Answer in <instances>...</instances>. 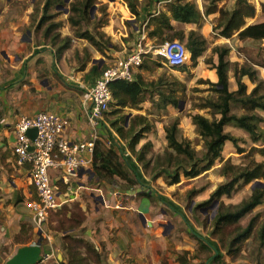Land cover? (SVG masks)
<instances>
[{"label":"crops","instance_id":"crops-1","mask_svg":"<svg viewBox=\"0 0 264 264\" xmlns=\"http://www.w3.org/2000/svg\"><path fill=\"white\" fill-rule=\"evenodd\" d=\"M194 1L202 12H205L210 2L209 0ZM262 1L254 2L257 12L254 17L247 18L248 24L264 21ZM161 6L163 10H167V4ZM126 8L128 7L126 6ZM146 9L148 13H151L148 7ZM160 9V6L158 10L153 9L152 15ZM14 16V20L9 21L8 25H3L4 16L0 14V264L10 258L20 246L35 241L41 243L43 247V258L37 264H70L69 255L63 243L65 232L60 231L57 224H47L48 221L45 222L43 230L36 226L33 211L28 206V202L38 196L36 188L31 182L29 165L20 166L16 162L13 150L14 127L23 115L53 111L68 119L69 124L65 135L72 142L90 141L94 134L103 138L108 127L111 128V126L103 121L95 124L90 118L89 108L92 102L87 97V90L95 81V77L87 78L86 74L94 64H98L101 68L102 65H105V61L104 59L102 62H100L101 59L93 60L96 57H92L93 62L90 66L82 68L80 74H74L66 64L67 54H57V50L55 51V48L49 44L35 42V37L29 30L24 32V26L29 23L28 12ZM207 16L213 17L211 19L214 24L219 12L204 16L208 20ZM149 19L150 15L146 21ZM171 22L175 28L189 27L190 30L196 29L204 36L210 29L217 36L224 38V43L232 37L219 35L214 31L213 25L207 21L198 23L200 30L195 26L197 23H183L175 19H172ZM235 34L237 35V33ZM86 39L77 35L73 40L87 45L88 39ZM117 50L116 48L112 49L113 52ZM230 54L231 51L229 59H231ZM214 61H217V56ZM245 62H247L246 58ZM250 63L257 69L258 76L264 80V65ZM213 69L215 75L213 81H217V72L215 68ZM137 73H142L144 76V71L141 68L137 70ZM231 79L229 70L230 90H236L237 82L234 84ZM243 80L248 84L250 91L255 84L248 76H245ZM238 104L242 112L236 114H241L245 110L241 103ZM146 105L147 103L142 102L138 107L129 105L123 107L122 110L127 109L125 112L126 115L128 114L126 116L127 124L129 116L145 115L143 109H146ZM143 106L145 107L142 108ZM231 109L235 113L233 103H231ZM258 111L264 115V111ZM229 127H236L239 129V134L244 136L246 135L244 133H248L245 129L234 124H227L226 131L231 132ZM113 128H111L112 137L118 142L121 153L126 156V165L132 172L131 176L138 180L144 193H140V191L136 194H125L120 192L122 187L119 185L117 188L114 185L98 182L99 179L95 177L92 168L93 153L89 152H85V157L90 161L75 173H68L62 167H54L50 170L53 182L59 186L61 198L68 195L67 189L70 187V182L77 184L75 194L71 195L69 201H78L86 211V218L74 231V234L89 241L98 254V258L90 257L88 263L181 264L179 256L183 254H185L186 264L237 263L213 234L215 229L211 228L214 230L209 232L211 224H206L205 227V224H173L171 221L172 224H165L161 222L155 213L154 198L158 197V193L152 185L147 184L148 176L143 170L141 159L132 153L133 150L129 148L128 143L121 139ZM153 131V127L152 129L148 127L142 137L145 134L151 135ZM164 132L166 133L165 129H163ZM147 138L152 139L151 136ZM166 140L167 137L166 139L164 137L163 141ZM152 141L154 142L153 139ZM229 141L234 145L231 140H227L224 148ZM136 149L139 148L135 147ZM223 153L224 149L222 157ZM222 157L219 162L222 161ZM93 179L97 183L90 185L89 182ZM180 181L171 185L178 184ZM160 192L163 201H169L166 194ZM83 193L90 198H83ZM101 196L103 198H100ZM65 199L68 200V198ZM163 214L166 215V212ZM158 222L159 224H157ZM246 226L243 224V227ZM79 253L81 256H86L87 252L85 249H80ZM217 256L219 257L217 258Z\"/></svg>","mask_w":264,"mask_h":264},{"label":"rangeland","instance_id":"rangeland-1","mask_svg":"<svg viewBox=\"0 0 264 264\" xmlns=\"http://www.w3.org/2000/svg\"><path fill=\"white\" fill-rule=\"evenodd\" d=\"M81 0H69L65 2L64 0H51L50 7L46 12L45 22L39 26L40 18L45 14L44 5L46 0H0V14H3V25H8V22L14 20L15 14H21L23 12L29 13V23L24 26V32L27 30L31 32V35L35 37V42H44L49 44L55 51L64 45L65 41L70 40V44L67 48L63 49L62 54H67L66 64L70 67L74 74H80L82 68L90 66L92 64V57L95 59H104L105 66L110 65L115 62L119 57L125 56L136 48V43L141 37L142 33L145 32L146 38L145 42L147 44H157L160 38L149 36V28L146 25V19L149 13L146 7L149 8L150 12L153 9H162L161 5H165L171 0H138V10H140V15L137 17L128 5L127 0H95L96 7H92L88 10L85 20L81 23L74 25L71 20L72 18H79L80 14L77 13L73 7L78 4ZM236 0H219V5H225L227 8H232L235 5ZM253 3L258 0H251ZM60 4L63 5L59 7ZM126 6L128 8H126ZM69 8V12H64L65 8ZM143 9H145L143 11ZM203 19L202 23L205 21L211 23L214 28L213 17H208ZM210 20V21H209ZM51 23H58L57 26H52L51 30L46 33L48 26ZM209 25V24H208ZM198 29V24L195 25ZM207 26V25H206ZM89 29L92 33H98L104 35L105 38H109L111 43L109 44V49H105L104 53H101L97 48L90 43L87 39V45L82 42L74 41L73 39L79 32ZM176 29H183L186 33L190 30L189 27H181ZM201 28H199L200 30ZM206 31V28H204ZM215 31V30H214ZM207 35V48L205 52L198 58L196 64L193 63L192 57L187 63L182 66H170L164 62L160 57L156 58L154 55L150 57H145L144 63L148 67H142L141 70L144 71V76L148 82H170L174 77L178 78L186 84V91H179L178 96L182 102V110L179 106H174L169 104L165 107H159L158 90L162 86L157 83V87L150 85L148 95L145 97L143 103H147L146 107L142 108L145 111L144 120L143 118L138 119L134 115L129 116L127 121L129 123L135 124L136 130L143 126H148L150 129L154 128L151 135L145 134L144 137L137 143L136 152L132 153L138 157V152L144 149L142 153L141 165L144 172L147 174L148 179L147 184L152 185L154 190L157 191L158 197L154 198L155 201V213L161 222L165 224H211L209 227V232L211 228H214L213 220L218 212L221 204L226 206L234 205L244 198H247L253 188V182L244 183L241 182L240 188L234 192L231 196H222L217 199L218 202L214 207H211L213 202H209L205 205H199L205 200L211 197L213 190L222 182L228 180L224 174L223 167L225 163L229 160L231 163L243 165L249 163L251 159L264 161V155L260 151L252 150L253 146L264 147V142L258 141L253 142L248 133L241 135L239 134V129L236 127H229V130L236 136L243 139L240 145L245 148L244 152H238L236 146L232 145L229 141L227 146L224 148L223 159L219 162V159L215 162L209 170L204 171L197 177L188 178L185 175L181 177V181L178 184L171 185L170 175L175 172L174 170L180 169L182 172L183 167L180 160L175 158L172 160L171 164H168V159L166 152L175 154L173 148L168 146L166 139V133H163L165 126L172 123L175 119L179 121V133L178 138H188L192 142V146L202 154L205 150V141L202 136L197 132L196 125L193 124L191 119V114L202 113L209 117H213L209 108H201L200 103L204 101L206 97L215 96L216 93L213 90V85L211 82L215 80L214 69L212 68V62H207V60H215L216 53L213 48L216 45H227L231 48L230 60L232 62L244 63L245 58L247 62H264V40H248L240 39L236 34L231 38L226 40L224 43V38L217 36L214 32L206 31ZM217 32V31H215ZM177 39V38H176ZM123 41V43H122ZM185 42V41H183ZM118 49L117 51H112V49ZM69 55V56H68ZM229 58V56H228ZM104 66V67H105ZM137 73V72H136ZM82 76V75H81ZM230 77L232 78V83L236 84L233 69H230ZM162 80V81H159ZM237 86V85H236ZM231 87V85H230ZM164 88L165 87H161ZM141 102V103H142ZM140 103V104H141ZM233 103V111L235 113L242 112L240 105L237 102ZM117 108L114 101L112 100L108 110L105 112L102 119L103 122L108 123V126H112V121L116 120L119 116H128L122 110L119 113H115L114 110ZM124 111V113H123ZM261 112V111H259ZM262 113V112H261ZM263 114V113H262ZM126 120V118H125ZM261 127L264 128V122H261ZM233 126V125H232ZM108 127L106 135L103 139H112V129ZM115 130V128H113ZM164 134V135H163ZM151 136L152 139L147 137ZM109 141V140H108ZM126 143L127 141L124 140ZM123 155V154H122ZM176 157V156H175ZM181 158V156L179 157ZM122 160L126 163V156H122ZM183 174V173H182ZM120 181V179H119ZM99 182V181H98ZM97 182L95 179L89 182L90 185H95ZM119 188V184H112L109 182H104ZM70 187L67 189L68 195L60 200H66L59 208L52 210L47 219V224H60L61 218H65V210L67 206L71 210H76L78 201H69L72 194H75V189L77 184L70 182ZM140 184H136L134 188L140 187ZM106 189V188H105ZM162 191L166 194V198L169 199L163 201L161 195ZM160 193V194H159ZM200 195V196H199ZM83 198L89 199L83 193ZM171 202V203H169ZM180 213H179V212ZM166 212V215L163 213ZM257 217L254 232L251 237L242 241L238 246H231V238L234 235L233 229L237 224H242L240 226H246L251 218ZM170 221L172 223H170ZM159 224V222L157 223ZM237 224L224 227L222 230L215 231V237L219 240L221 246L228 250L233 260L237 263L230 264H264V245H260L261 238V228L264 225V204L258 206L253 212H249L244 216ZM257 258V261H255ZM262 258V259H260ZM255 259V260H254ZM258 262V263H256ZM219 264H223L220 262Z\"/></svg>","mask_w":264,"mask_h":264},{"label":"trees","instance_id":"trees-1","mask_svg":"<svg viewBox=\"0 0 264 264\" xmlns=\"http://www.w3.org/2000/svg\"><path fill=\"white\" fill-rule=\"evenodd\" d=\"M132 12L138 17V0H127ZM205 12H202L194 0H171L167 3V10L160 9L152 15L149 13L150 19L147 22L149 36L160 38L157 44L163 43L166 40L179 39L185 41V45L191 52L193 63L196 64L198 58L205 52L207 48L206 37L196 29H191L187 33L183 29H176L171 20L175 19L183 23H201L204 16L219 12L214 24V30L221 36L231 37L237 33L240 39L252 38L255 40L264 39V21L247 23V18L254 17L257 12L256 5L251 0H236L232 8H227L225 5L219 6V0H209ZM95 0H81L74 5L73 9L80 14L79 18H72L71 22L76 25L85 20L88 10L95 5ZM51 0H46L44 5L45 14L39 20V26L45 22L46 12L50 7ZM262 9L264 11V0L262 1ZM58 23H51L46 33L52 26H57ZM80 37L87 38L101 53H104L111 43L109 38L98 33H92L86 29L77 34ZM70 40L65 41L64 45L58 49L60 55L63 49L69 46ZM213 51L217 54V61L207 60L212 62V67L216 69L218 80L211 82L215 96H209L200 103L201 108H209L213 117H209L202 113L191 114L193 124L196 125L197 132L205 141V150L200 154L193 146L188 138H178L179 121L175 119L172 123L165 126L168 146L173 148L175 154L166 152L168 164L172 160H180L183 170H174L170 177V183L180 181L181 175L186 177H195L210 169L217 159L222 157L225 142L231 140L236 146L238 152H244L245 148L240 145L243 139L229 131H226L227 124H234L245 129L254 142L264 141V128L261 127V122L264 121V115L258 110L264 111V80L258 76L257 69L250 62H232L228 56L231 48L227 45H216ZM145 60V59H144ZM144 60L139 68L148 67ZM258 65H264V62H255ZM102 65L99 68L98 64H94L88 73L87 78L101 76L106 66ZM233 69L234 76L237 82V89L230 90L229 70ZM245 76L255 84L249 91L248 84L243 80ZM162 81V80H159ZM157 83L164 88H159L158 95L159 107H165L169 104L179 106L180 98L179 91H186V84L174 77L170 82H148L142 73H136L134 80L118 79L110 84L112 92V100L117 108L115 113L122 111L125 106L138 107L149 91L150 85L157 87ZM112 102V101H111ZM238 102L244 107V112L236 114L232 112L231 103ZM219 115V116H218ZM138 119L143 118L142 115L135 116ZM125 116H119L112 121V126L117 131L121 139L126 140L131 150L135 151L137 143L140 141L148 126H143L136 130L135 124H126ZM109 140L110 143L106 141ZM260 151L264 155V147L253 146L252 150ZM144 149L138 152L139 159L142 160ZM176 156V157H175ZM181 156V158H179ZM92 168L95 177L99 182H109L119 184L122 188H134L138 180L131 176V171L122 160L120 146L114 137L107 139H97L93 150ZM224 174L229 177L225 182L220 183L211 193V197L199 205H205L220 199L223 195L231 196L236 192L241 182L251 183L257 179L263 180V184L256 186L251 194L240 202L226 206L221 204L217 214L213 220L215 231L222 230L224 227L237 224L244 216L253 211L260 205L264 204V161L251 159L249 163L243 165L231 163L229 160L225 163ZM120 179V181H119ZM140 193H144L141 191ZM76 210H71L68 206L65 210L66 217L61 218L60 224L57 226L60 231H64L63 243L69 255L70 264H89L90 257L98 258V254L94 246L82 237L76 236L74 231L83 223L86 218V211L77 204ZM257 217L251 218L246 227L236 225L233 229L234 235L231 238V246H238L245 239L249 238L256 225ZM262 241L260 245H264V225L261 228ZM80 249H85L86 256L80 255ZM187 253V252H185ZM185 254L180 255L181 264L185 263ZM219 256H217L218 258ZM223 264H229L223 262Z\"/></svg>","mask_w":264,"mask_h":264},{"label":"built area","instance_id":"built-area-1","mask_svg":"<svg viewBox=\"0 0 264 264\" xmlns=\"http://www.w3.org/2000/svg\"><path fill=\"white\" fill-rule=\"evenodd\" d=\"M145 38L144 32L133 52L107 65L102 75L88 88L87 97L92 102L89 114L95 124L102 121L111 104V82L118 79L134 80L145 57L153 54L170 66H178L184 64L191 56L188 47L179 39L152 45L147 44ZM68 124V119L60 113L40 111L34 115L21 116L14 127L13 150L16 162L20 166L27 164L30 167L31 182L38 197L29 201L28 206L32 209L36 226L40 230H43L50 212L64 203L60 200L59 186L53 182L50 170L62 167L68 173L77 172L90 161L85 157V152L93 153L95 141L104 140L94 134L90 141L74 143L65 135ZM34 127L37 128V135L31 138L28 130ZM106 142L110 143L108 140Z\"/></svg>","mask_w":264,"mask_h":264},{"label":"water","instance_id":"water-1","mask_svg":"<svg viewBox=\"0 0 264 264\" xmlns=\"http://www.w3.org/2000/svg\"><path fill=\"white\" fill-rule=\"evenodd\" d=\"M69 0H65V2H68ZM96 7V4L92 7L94 9ZM69 9L66 8L65 12H68ZM103 59L100 60L102 62ZM180 110H182V102L179 103ZM28 134L31 138H35L37 135V128H30L28 130ZM263 184V180L257 179L253 182L252 188L254 189L256 186H259ZM143 187L138 188H121L120 192L125 194H136L140 191H142ZM100 198H103L102 196ZM218 200L216 199L211 207H214ZM43 258V247L41 243L38 242H32L31 244H26L23 246H20L17 251L8 258L3 264H37L40 262Z\"/></svg>","mask_w":264,"mask_h":264},{"label":"flooded vegetation","instance_id":"flooded-vegetation-1","mask_svg":"<svg viewBox=\"0 0 264 264\" xmlns=\"http://www.w3.org/2000/svg\"><path fill=\"white\" fill-rule=\"evenodd\" d=\"M65 1V0H64ZM59 7H62L63 8V5L62 4H60V6Z\"/></svg>","mask_w":264,"mask_h":264}]
</instances>
